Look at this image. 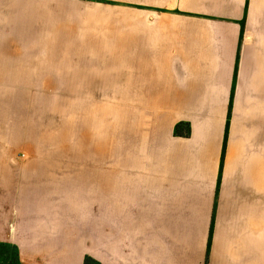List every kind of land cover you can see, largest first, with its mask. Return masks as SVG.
Returning a JSON list of instances; mask_svg holds the SVG:
<instances>
[{
	"label": "crops",
	"instance_id": "obj_1",
	"mask_svg": "<svg viewBox=\"0 0 264 264\" xmlns=\"http://www.w3.org/2000/svg\"><path fill=\"white\" fill-rule=\"evenodd\" d=\"M87 1L131 8L132 29L77 41L49 35L45 10L27 1L0 14L25 24L0 35V88H19L0 94V246L25 262L80 261L94 199L101 264H264V0ZM110 86L118 101L153 106L148 142L123 149L116 172L103 154L56 157L55 145L76 149L78 133L101 126L93 105ZM179 121L187 136L174 134ZM7 131L31 143L28 157H11Z\"/></svg>",
	"mask_w": 264,
	"mask_h": 264
},
{
	"label": "rangeland",
	"instance_id": "obj_2",
	"mask_svg": "<svg viewBox=\"0 0 264 264\" xmlns=\"http://www.w3.org/2000/svg\"><path fill=\"white\" fill-rule=\"evenodd\" d=\"M17 2L20 0H0V14H4V12L9 11L7 8V5L9 2ZM27 1L29 5V11L35 10V6L39 8V11L45 10V20H47L48 24H46L49 27H52V29H56L55 32L49 31L48 34L52 35L54 33H58L62 36H65L64 39H71L74 38L77 41H84L85 40V29L86 31H97V32H106L107 30H110L113 26V24L116 26H121L122 23L125 24V29H132V21H133V10L131 8L127 7H110L101 5L98 3L90 2L87 0H22ZM27 7L25 5L21 6V9L24 10ZM42 9V10H40ZM17 14V13H15ZM14 14V15H15ZM29 19H31L29 17ZM21 19L19 17H7L3 18L0 17V35H7V34H13L16 30L24 29V23L20 22ZM26 29V28H25ZM27 30V29H26ZM6 41L14 40L11 38H4ZM73 41V40H72ZM27 42V41H25ZM116 59V58H115ZM114 60V58L112 59ZM130 78H131V71H130ZM18 87H8V88H0V94H6L5 91H7V94L10 96H17L19 94ZM30 89V88H29ZM32 89V88H31ZM38 89V88H36ZM44 89V88H43ZM72 89L69 87L62 88V91L60 92V96L62 98H65L67 96L73 97ZM91 89L95 91V87L93 88H86ZM108 89V95L109 100L107 101H100L98 103H94L95 107V113L103 114V122L100 126V123L98 125L93 124L92 125V134H88L85 136L78 133L77 139L82 141V145L75 149L74 145H55V151H52L53 154H56V157H78V158H87L92 159L94 161L99 160L100 156L103 154V159L108 160V166L111 170H114L116 172V160L118 157L126 158L127 155L125 154V151H127V148H132V143L140 146L141 143H147L148 142V128L151 126V123L153 121V116L155 114L154 111H152L150 108L154 109L153 106L149 107V104H143V103H134L133 101H118L120 99L118 97V87L117 86H110ZM5 90V91H4ZM49 91L52 90L51 88L48 89ZM132 87H125L124 91H130L132 92ZM56 90L51 91V94H55ZM93 91V92H94ZM122 91V88H121ZM98 94H100V91H97ZM125 92V93H126ZM27 97H29L28 92L25 93ZM79 95V94H77ZM105 94H103L104 97ZM122 96V93H121ZM100 97V96H99ZM126 100L128 99L127 96H125ZM97 99V98H96ZM99 103H101L99 106ZM81 106L80 103L74 104L71 113L74 115H79L83 117V122L86 124L89 123V115L87 113L83 114L82 109L79 107ZM3 103L0 102V111L2 110ZM102 107V109H101ZM58 107H55L53 111L58 114L57 111ZM85 111L89 112V108L85 109ZM105 114V115H104ZM15 116V115H14ZM106 116V118L104 117ZM77 117V116H76ZM59 117L57 116L56 119ZM78 118V117H77ZM79 119V118H78ZM17 119L8 120V124H14V122ZM96 120V118H95ZM19 121L17 122V124ZM96 123V121H94ZM45 128H51L53 126L52 122H46L43 123ZM67 121L63 120L60 125L58 124L55 127H60L61 125L64 126V130L62 132H65V128L67 126ZM79 129V125L77 127ZM82 129V128H81ZM143 132V133H142ZM136 133V135L134 134ZM11 135L12 137L9 138L12 140V143L16 147V151L12 150L11 157L14 158H25L28 157L26 155V148L27 145L31 144L27 141L20 142L18 135L7 131V136ZM105 134L107 135V145L104 146V143L102 145L103 151H101V136L104 138ZM147 134V136H146ZM174 134H178L181 136H187L188 135V127L185 125H182V122L179 121L175 124L174 127ZM54 137H50L49 141H52ZM64 136H62L63 139ZM135 138V139H134ZM60 139H56L59 141ZM86 141V144L83 145ZM61 142L64 144L66 143L64 140H61ZM6 146L9 147V143H5ZM27 144V145H26ZM14 147V148H15ZM26 147V148H25ZM105 147H107V150H105ZM125 151H124V150ZM14 151V152H13ZM95 164H99L98 162H95ZM87 204L85 207H92L94 209L93 214V224H92V237L87 239V242H90L88 245L80 246L79 249V255L78 259L80 261L76 262H69V263H52V262H38V263H32V262H25L20 259H18V253L16 246L12 245H6V246H0V264H101L100 262V252L99 248L91 247V242L99 243V208H96V203L99 202V200H86ZM89 202H93V204H90ZM94 233V234H93ZM86 234L88 236L89 231L87 229ZM86 242V243H87ZM70 250V248H68Z\"/></svg>",
	"mask_w": 264,
	"mask_h": 264
}]
</instances>
